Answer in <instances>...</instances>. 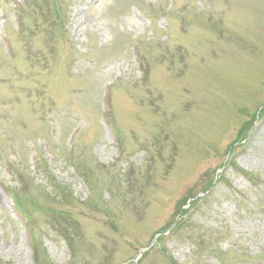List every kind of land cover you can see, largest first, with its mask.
<instances>
[{
    "label": "rangeland",
    "instance_id": "374dc122",
    "mask_svg": "<svg viewBox=\"0 0 264 264\" xmlns=\"http://www.w3.org/2000/svg\"><path fill=\"white\" fill-rule=\"evenodd\" d=\"M0 264H264V0H0Z\"/></svg>",
    "mask_w": 264,
    "mask_h": 264
},
{
    "label": "trees",
    "instance_id": "16d2710c",
    "mask_svg": "<svg viewBox=\"0 0 264 264\" xmlns=\"http://www.w3.org/2000/svg\"><path fill=\"white\" fill-rule=\"evenodd\" d=\"M216 183L214 184H209L208 186H206L207 188L202 192V196L201 197H197L195 196L194 198H191L189 200H191L189 202V204L186 206V204L184 205L186 208L184 210H179V213L177 214L178 218H183L185 217L190 210L194 209L199 203L206 201V199L208 198V196L211 194L212 190L214 189V185H216ZM13 208L16 211L15 214H17V216L19 217V221L22 222L24 221V218L22 217V212H20L19 206L16 203V201L14 202L13 198ZM166 231H164L163 233H165Z\"/></svg>",
    "mask_w": 264,
    "mask_h": 264
}]
</instances>
